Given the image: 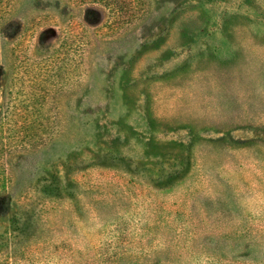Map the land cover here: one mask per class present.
<instances>
[{
    "label": "rangeland",
    "instance_id": "rangeland-1",
    "mask_svg": "<svg viewBox=\"0 0 264 264\" xmlns=\"http://www.w3.org/2000/svg\"><path fill=\"white\" fill-rule=\"evenodd\" d=\"M0 198V264H264V0H0Z\"/></svg>",
    "mask_w": 264,
    "mask_h": 264
},
{
    "label": "trees",
    "instance_id": "trees-1",
    "mask_svg": "<svg viewBox=\"0 0 264 264\" xmlns=\"http://www.w3.org/2000/svg\"><path fill=\"white\" fill-rule=\"evenodd\" d=\"M1 201L5 203V200H2V198H0V202H1ZM255 245H256V244H255Z\"/></svg>",
    "mask_w": 264,
    "mask_h": 264
}]
</instances>
